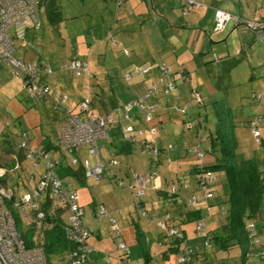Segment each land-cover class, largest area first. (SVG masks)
<instances>
[{"label": "crops", "instance_id": "0c3cea01", "mask_svg": "<svg viewBox=\"0 0 264 264\" xmlns=\"http://www.w3.org/2000/svg\"><path fill=\"white\" fill-rule=\"evenodd\" d=\"M103 1L107 17L101 19L102 27L99 31L102 34L108 33L110 36H113L115 33V37L121 47L123 56L128 57V59H126L128 61V66H133L131 71L135 76L132 79L135 83L133 84L131 82L130 87H127V91L116 93L121 101H117L115 98L116 96L112 95V101L106 103L105 99L103 100L102 92L99 90L97 92V102L102 107L100 114L98 111L96 112L94 110L95 108L92 104L87 107L86 112L80 114L81 118H87L90 114L104 116L111 111L116 117L115 120L117 121V125L112 126L111 132H109L106 139L99 140H107L105 150L107 149L108 155H102L101 150L98 147L99 141L96 143L98 156L104 165V169L109 168L108 163L111 158L117 160V156H123L126 158L132 157L133 147L140 150L141 155L148 156L149 154L141 150L139 147L141 143H145V141L155 145L160 150V154L157 159H153L150 156L153 160H149L148 168H146L145 164L141 163L138 168L135 167L129 170V167H127V172H124L118 162L116 166L110 167L112 173L118 179L124 181L123 178H126L129 182V176L134 171L151 175V177H153L151 173H156L157 176H154L147 185L144 197V200L146 201L147 198L150 203L149 205L146 204L147 210H150L149 212L152 213L151 215L158 216L160 214L155 210L156 207H162L165 211L167 205L173 206V209L176 210L178 214L175 224L185 236L186 245L189 246V243L198 240L201 241L198 245L204 249L203 251H200L199 248L194 250L191 247L195 255L193 264H242L240 262V254L246 250L245 248L242 249L243 244L240 245L241 252L237 254V261H235L234 257H228L225 263H219L218 260H222L218 259V255L221 251H217L212 246L204 247L202 239L195 238L194 236V222H189V217L186 216V213H183L186 208L183 207L182 199L180 200V197L188 202L187 199H189L190 195H199V190L197 189L198 185L195 181L196 176L191 171L193 165L197 164V161L192 157L193 155L186 152L185 149L198 145L208 148L210 143L209 138L207 137L214 138L217 136L218 140L216 143L219 145L217 150H212L211 152L205 150V153L217 156L214 159L213 157L205 158L206 154L204 153L202 161L204 165L209 166L216 162L217 158H219V160L220 158H225L229 164L236 167L243 166L245 162L250 160H254L256 166H258V159L256 156H254V158H249L247 156L242 160H238L235 156V151L237 149L235 146L239 145L237 137L235 139V136H233L232 140L230 139L231 141H225L223 138L224 136L219 132L221 131L219 126L216 129V135L212 132H207L208 134L205 138L200 136L198 139L199 142L191 147L186 143L182 145L178 144L176 140L173 143L170 139L180 131V128L191 129V127L193 128L194 126L192 121L197 122L201 119L198 109L187 111L186 115H181L182 117L180 118L178 117V114H180L178 109L183 108V103H185V99L181 95L184 92V85L188 84L190 92L196 90L200 95L203 92V95L208 97L209 100L215 95V90H221L219 85H215L216 88L214 89L210 83V79H214L216 80L214 83H218L217 76L214 72H216L219 77V73H221L222 77L220 78V81L223 79L227 80L229 87L238 85L241 80L249 83H259L264 87V0H194L200 4V7H195L186 15L183 14L184 4L182 0ZM113 4H115L114 7ZM216 10L230 14L240 23L235 24L233 20H230L225 23L221 30H214V12ZM25 34L24 31L22 37L18 39L22 42L21 47L23 48L29 44L25 41ZM99 39L101 38H97L96 42L91 45L86 44V47H88L87 49L93 51V44H99ZM100 48V46H97V50ZM83 49L87 50L84 47ZM77 57L78 56L76 55L75 57L70 58V60L78 59ZM135 67L146 69L147 71L142 74H137L134 71ZM215 67H218L219 69L215 70ZM161 68H166L168 70V75L174 76L175 81L181 79L179 81L183 83V85H180L177 92L174 94L173 92L175 91V88L169 94H163L158 83L155 87L159 92L145 99V101L147 99H152V103L148 102L147 104L145 102L146 105L152 109V119L149 122L143 121V110H137L128 112L127 115L130 120L126 121L122 106L143 98L146 92L154 86L153 82L155 77L158 82V75ZM208 68H212V74L208 72ZM91 73L90 70L89 74L85 73L86 75L84 74V78L82 77L81 85L76 84V87L72 84L71 89H69L68 84L63 78L54 77L53 81H55L57 85L55 88L57 90L51 91L55 93L58 104L50 99L41 103H51L54 109H63L65 111L61 124L65 121L69 113L77 114L78 111L72 110L81 98H87V96H83L81 93L84 92V88L87 87V77L90 76ZM142 77L143 79H141ZM45 78L46 77H40V80H43L42 82L47 84L48 79ZM124 79L125 81L130 82L131 76L126 73L124 74ZM96 86L99 87L98 84H96ZM199 88L201 89V93L198 90ZM256 95H261L259 100L255 98ZM256 95H252L250 98L251 103L253 104L259 103L264 96V91ZM28 97L31 99L34 98L29 95ZM243 100L244 97H240L239 103L246 105V102ZM235 101H237V97L234 96V98H231L230 102L231 104H234ZM203 104L197 106V108L202 107ZM236 111L235 108L227 111L230 116L228 121L231 124L234 123L235 117L233 114L236 113ZM203 119H206L205 122L207 121L208 118L206 114H204ZM248 119L251 118L249 117ZM197 124L204 131L205 129L207 130L208 124L207 126H202V123L200 122H197ZM127 127L131 128V131L127 132L128 141H126L121 134V129ZM227 128L228 126L222 127V129ZM152 130H154V134H150V131ZM196 135L198 136V133H196ZM47 143L46 147L49 150L52 148V144H50L49 141ZM254 144L258 143L255 142ZM54 146L53 151L56 154L59 153L60 157L66 158L62 156V151L59 146V134L57 136V143ZM20 152L21 155L19 157L24 159L23 151ZM75 156L77 157L78 163L72 165V170L66 167L63 169L61 158L54 156L56 159H60L58 167L61 166L60 169H56V172L61 180L64 176H73L80 185H84L89 178L85 177L82 173V160L85 159L90 166H94L97 164L98 158L89 152L88 146L79 148L75 153ZM15 158L17 159V157ZM169 158L171 159L170 164L167 163ZM204 158L207 162H205ZM17 162H19V159H17ZM157 168L160 169L159 173L156 170ZM212 173L214 178L213 182L210 183L209 188L213 192V198L210 201L212 211L207 215L209 219H204L202 216L203 212L206 213L202 206L197 208L200 212L204 227L206 228L205 230L209 232L216 230L224 223V215H222L220 211L227 206L225 204V175L223 172L219 171H214ZM216 173L219 174V177H222L221 180H223L222 186L219 190L217 189V193L216 186L219 184L217 183V178L215 176ZM67 183L70 184L69 182ZM170 186L177 187L176 194L179 196L176 197L175 203H165L161 200L163 197L160 192L165 191V189ZM121 187L124 186L121 185ZM72 189L75 190L73 187ZM127 190L130 192L129 189ZM75 192L77 191L75 190ZM216 194H220L221 196L216 198ZM78 197V206L80 208L82 207L81 209L84 215L83 205L85 204L86 199L79 194ZM39 203L42 206L44 203L43 199L40 200ZM52 203L54 204L55 202ZM52 203L51 206H49L51 211L54 210ZM56 204L63 207L60 203ZM134 210L133 207V211ZM181 210L183 211L181 212ZM65 212L67 214V211L64 210L61 213V217ZM212 212H214V214ZM134 213L136 215L135 220L129 215L128 217L123 218L125 215L121 212L120 214L117 212L119 215L118 218L120 219L119 223L121 224L120 226L117 222L120 238L125 244V240L129 243V245L126 244L129 249L128 260L126 261L125 258H127V256H122L121 252L116 247L117 241L112 234L111 225L107 218L109 224L108 228L110 230V232L107 233L108 239L103 238L102 231L98 228L94 229L92 223L91 225H84L82 222V224L89 230L90 236L88 238V243L93 249L90 255V264H131L132 262H135V264H176V256L167 252V249L170 247L167 244L168 240L166 241L162 238L159 230L158 234L155 233L154 227L157 228L155 223L142 221L138 218L135 211ZM253 221L256 222L257 226L258 222H260V226H264V208L261 211H258L253 219H245L246 224ZM124 231H130L128 239L126 236L122 235ZM263 233L264 232L261 229L260 235ZM131 235H133V238H131ZM40 238L44 239V237ZM36 241V239H33V242ZM113 241L114 245L112 243ZM262 241L264 243V240ZM181 249L182 245L180 247V250ZM245 259V263L260 264L256 257L246 256Z\"/></svg>", "mask_w": 264, "mask_h": 264}, {"label": "rangeland", "instance_id": "374dc122", "mask_svg": "<svg viewBox=\"0 0 264 264\" xmlns=\"http://www.w3.org/2000/svg\"><path fill=\"white\" fill-rule=\"evenodd\" d=\"M52 3L59 14V19L51 23L45 11L37 8L36 19L38 21V28H34L33 26L26 28L25 41L29 43L26 47H21L22 42L15 37L16 33L14 27L8 28L7 33L13 38L15 47L13 56L27 62L42 61L46 66L50 67L52 75L46 78L48 79L47 85L50 88V93H53L51 90H57L55 89L57 85L55 81H53L54 77L63 78L68 84L69 89H71L72 84L76 87V84L81 85V81L84 77L75 79L73 74L66 69V65L70 58L77 55L78 59L88 63L89 70L92 72L90 76H86L88 81V83L85 81L87 87L84 88V92H82L81 95L87 96V98L91 100L92 106L95 108L94 110L96 112L98 111L100 114L102 107L97 102L98 96L94 94H97L100 90L103 100L105 99L106 103L112 101V95L116 96L115 98L117 101H121L116 93L127 91V87H130L131 82L133 84L135 83V81L132 80L135 77L131 71L133 66H128V61L126 60L128 57L123 56L115 33L113 36H110L108 33L102 34L99 31L102 27L101 19L107 17L103 0H52ZM114 5L115 4H113V7ZM97 38H101L99 39L100 43L93 44V51L88 50L86 44L91 45L96 42ZM97 46L101 48L97 50ZM83 47L87 50H84ZM216 69L218 70L219 68L215 67V70ZM208 72L212 74V68H208ZM126 73L131 76L130 82L124 79V74ZM214 74L217 76L218 83H214L216 81L214 79H210V83L214 89L216 88L215 85H219L221 90H215V95L209 100L208 97L203 95V92L201 93V89L199 88L198 90L204 102L203 106L197 108V106L193 105L187 110L193 111L198 109L201 119L197 122L202 123V126H207L208 124L207 130L205 129L204 131L198 126L196 121H192V123H194L193 128H180V131L176 133L170 141L174 143L176 140L178 144L182 145L186 143L191 147L199 142L198 139L200 136L205 138L208 134L207 132H212L216 135V129L219 126L221 130L219 132L224 136L223 138L225 141L229 142L232 140L233 136H235V139L237 137L239 145L235 146V148H237L235 151L236 158L242 160L247 156L249 158H254V156H256L259 161L258 169L262 170L263 148L259 144H254L255 141L252 139L249 129L247 128V120H249V117L252 118L257 115L262 116L264 119V96L259 103L256 104L251 103L250 100L252 95L263 92L264 87L259 83H249L244 80H241L239 84L234 87H229L227 80L223 79L220 81L222 77L221 73H219L220 77L216 72H214ZM141 79H143V77ZM179 80L181 79L175 81V91L173 94L177 92L180 85H183ZM19 81V77L14 74L11 67L0 64V134H6L4 140L0 139V150H2L0 153V163L8 170L2 183L13 191L14 204L19 201V196L21 194L32 192L37 180L42 176L45 166V160L43 159L37 161L36 159L31 160L27 158L26 151H23L25 158L20 160L19 156L21 155V150L19 148V142L25 140V138H30L31 140H29L28 143L32 148L36 149L38 155L41 156L46 152L50 154V159H56L54 156L60 157L59 153L56 154L53 151V147H55L54 145L57 143V136L65 112L63 109H54L51 103L43 104L37 98H29L22 89L21 81ZM158 83L155 77L153 82L154 87L157 86ZM96 84H98L99 87H97ZM183 90L184 92L181 94L185 99L183 105L193 104L188 84L184 85ZM234 96L237 97V101L231 104L230 100L234 98ZM240 97H244L243 101L246 102V105L239 103ZM151 100L152 99H147L145 102L148 104ZM232 108H235L237 111L233 114L235 118L234 123L231 124L228 121L230 116L227 111L232 110ZM204 114H206L208 118L206 122V119H203ZM178 117H182L181 114H178ZM262 124L261 138L264 142V123ZM225 126H228V128L222 129V127ZM196 133H198V136ZM44 140L46 142L42 143ZM48 141L52 144V148L49 150L45 147ZM106 142L107 140L98 142V147L102 155H108L107 149L105 150ZM132 150V157L126 158L117 156V161L122 170L127 172V167H129V170L135 167L138 168L141 163L145 164L146 168H148V163L153 160L150 155H141L140 150L135 147H133ZM6 152H8L7 155ZM205 154V158L213 157L214 159L217 156L211 155L210 153ZM15 157L19 159V162H17ZM60 158L62 168L64 169L66 167L72 170L70 160L67 157ZM205 158L204 160L207 162ZM57 160L60 161L59 158H57ZM60 167L61 166L56 169H60ZM156 170L159 173L160 169L157 168ZM215 176L219 184L216 186L217 193V189L219 190L222 186L223 180H221L222 177H219V174L216 173ZM123 180L125 185L129 184V180L126 178H123ZM61 182L63 184L69 182L71 187L77 191V194L85 197L86 201L83 205L84 215H82L81 220L84 225H91L92 223L94 229H100L103 233V238L108 239L107 233L110 232V230L108 228L109 224L107 219L98 218L99 206L102 205L108 213L115 217L118 223L120 222L118 218L119 215L117 214L118 211L125 215L123 218L129 215L135 220L136 215L133 211L132 195L127 190L128 188L118 186L114 182L97 183L91 178L87 180L86 184L80 185L73 176H64ZM216 195V198L221 196L220 194ZM182 201L184 204L186 203L183 198ZM146 202L148 205L150 204L147 198ZM13 203L6 201L5 207L11 212L17 230L22 233V237L26 244L32 245L33 239H36L43 245L44 241L40 240L41 231H35L29 227L33 226L31 224L32 218L25 219L23 214L13 206ZM263 205L264 195L261 199L259 211L264 208ZM214 212L212 213L214 214ZM206 213L203 212L202 216L204 219H209ZM62 219L64 223H67L68 215L66 212L62 215ZM29 223L31 225H29ZM154 228L155 233L158 234L159 229L156 227ZM258 229H262L264 232V227L260 226V222H258ZM122 235L126 236L128 239L130 231H124ZM131 238H133V235H131ZM259 238L260 240H264V233L262 235L259 233ZM37 241L36 243H38ZM125 242L129 245L126 240ZM112 243L114 245V241ZM199 243H201V241L197 240L188 245L194 250L199 248L200 251H203L204 249L198 245ZM244 244H246V242ZM244 244L242 245V249L245 248ZM210 246L213 245L210 244ZM182 248H185L184 244ZM239 252H241L240 246H235L228 251H221L218 255V259L222 260L218 261L219 263H225L228 257H234L235 261H237V254ZM47 257L50 264H62L66 260V253L65 251H57L54 254H49ZM131 264H135V262Z\"/></svg>", "mask_w": 264, "mask_h": 264}, {"label": "built area", "instance_id": "2783aa9c", "mask_svg": "<svg viewBox=\"0 0 264 264\" xmlns=\"http://www.w3.org/2000/svg\"><path fill=\"white\" fill-rule=\"evenodd\" d=\"M182 1L184 4V15L191 12L195 7H200V4L194 0ZM40 3L41 0H0V64L12 68L14 74L20 78L22 89L29 96L46 102L48 96H51L49 89L40 87L36 78L41 69L47 74L52 73L51 69L43 62L28 63L20 58L14 57L15 47L13 38L7 33L9 27H14L16 37L19 39L27 27L33 26L34 28H38L36 9L39 8ZM230 20H233L235 24L240 23L230 14L216 10L214 12V30H221L225 23ZM66 69L73 74L74 78H80L85 72H88L87 63L78 59L69 60ZM134 71L137 74H142L147 70L135 67ZM158 82L162 93L168 94L173 89L174 77L168 75L166 68H161L158 75ZM158 92L159 90L152 86L143 98L123 105L122 109L125 120L128 121L127 113L136 108L143 110L144 120L149 122L152 119V109L146 105L145 99ZM191 96L195 104L201 105L202 100L198 92L193 91ZM52 98L55 100L56 96L53 95ZM255 98L259 100L260 95H256ZM87 107L88 100L85 99L80 104L79 113L86 112ZM188 107L190 105H186V108ZM180 112L183 113L184 111L180 110ZM115 122L113 115L99 117L90 114L87 118H81L78 114H71L60 126L59 146L62 151V156L67 157L71 165H76L78 161L72 154L74 155L75 151L82 146H88L89 152L98 158L97 164L94 166H90L85 159L81 162L84 175L90 177L94 182L105 181L107 176H109L103 172L104 165L98 156L96 143L108 137V126ZM260 124L261 119L259 117H256L249 123L251 137L255 141H259L260 139ZM128 131H131L130 127L121 129V134L126 141H128ZM153 132L152 130L151 133ZM29 140L31 139L25 138V140L20 141L19 148L21 151H26L27 158L31 160H45L44 172L32 189V192L21 194L19 201L15 204L13 203V191L2 183V180L7 175V169L4 165L0 164V264H47L41 242L39 243L37 241L38 243L33 242L32 245H27L22 237V233L17 230L11 212L5 207L6 201L12 202L13 206L23 214L25 219L32 218L31 224L33 226L29 227L35 231L40 230V237H44L45 231L50 230L54 225L53 222L49 223L46 221L45 213L39 203L45 196L49 200L51 199V202L63 205V208L67 211L68 219L67 223H65L63 235L70 246L63 264H90V255L93 250L87 244L89 231L81 223L83 213L76 203L78 196L70 187L63 185L60 181L56 172L59 160L50 159V154L48 153H43L41 156L38 155L36 149L29 145ZM142 144H144V148L153 156L157 155L155 148L150 149L144 142ZM192 151L199 159L202 158V150L196 148L192 149ZM115 164V161H109L108 163L109 166ZM206 177L208 180L211 179L209 173H206ZM132 180L133 182L128 186V189L132 192L133 196H143L148 180L141 173H134ZM203 197L209 198L210 194L206 193ZM191 200L194 202L195 198L192 197ZM53 208H60V206L56 204ZM51 213H54V210ZM106 215V211L101 207L98 216L103 217ZM109 222L114 236L116 238L119 237V230L115 219L111 217L109 218ZM31 224L29 223V225ZM160 227L164 229L162 223ZM248 228L253 236V226H249ZM196 230H201L200 224L196 225ZM165 236L166 238L170 236L179 237L175 230H166ZM40 240L44 239L40 238ZM117 247L118 250L128 253L125 244L120 240L117 242ZM182 262H185V258L183 257L177 260V263Z\"/></svg>", "mask_w": 264, "mask_h": 264}, {"label": "trees", "instance_id": "16d2710c", "mask_svg": "<svg viewBox=\"0 0 264 264\" xmlns=\"http://www.w3.org/2000/svg\"><path fill=\"white\" fill-rule=\"evenodd\" d=\"M39 8L43 9L45 11L46 16L51 21V23L53 21L59 19V14L55 9V7L52 3V0H42L40 5H39ZM40 62H28V63H40ZM85 63H87V62H85ZM87 67H88V65H87ZM85 73L89 74V69H88V72H85ZM50 74L52 75V73H50ZM84 74L80 78L84 77ZM47 76H49V74H47L46 72H44L43 69H41L40 72L38 73L36 81L40 87H46L49 89V92H50L49 86L47 84H44V82H42L43 80L39 79L40 77H47ZM172 77H174V76H172ZM75 79H77V78H75ZM174 84H175V77H174L173 89L175 88ZM173 89L170 92H172ZM193 91H196V90H192L190 93V97H191L192 101H193V98L191 95H192ZM50 95L51 96L50 97L48 96L47 99L53 100L54 102L57 103V101H56L57 99L54 100L52 98L53 95L56 96L55 93L54 92L50 93ZM94 95L97 96L98 94H94ZM260 97H261V95H260ZM85 99L88 100V107H89L90 104H92L91 100L84 97L78 101V103L76 104V106L72 110V111H75V110L78 111L77 114L79 116L81 114V113H79L80 104ZM38 100L40 102H42V100H40V99H38ZM201 100H202V96H201ZM202 104H203V101H202L201 105ZM187 105H190V107L186 108V105H184L183 108L178 109V112L183 116L186 115L187 110L189 108H191L193 105L201 106V105L195 104L194 101H193V104H187ZM137 110L138 109L134 108L131 111H137ZM180 110H183L184 112L182 113V112H180ZM139 111H141V110H139ZM112 113L113 112L110 111V112L106 113L104 116H99V117H105L108 115H113ZM71 114H74V113H69L67 115L66 119ZM113 116L115 117V115H113ZM127 117H128V121H129L130 118L128 115H127ZM256 117H259L261 119V124L259 127L260 128V139H259V141H255L253 138L252 139L263 148V159H262L263 169L262 170L258 169L259 165L256 166V163L254 162V160L253 161H251V160L247 161V162H245V164L243 166L236 167V166L229 164L225 158H222V159L220 158V160H219V158H217L216 162H214L212 165H209V166L204 165V163L202 161H203V156H204L205 150H208L209 152H211L212 150L216 151L217 147L219 146L218 143H216L218 140L217 136L214 138L213 137H207V138H209V143H210L208 148L201 147L200 145H198V146H194L192 148H186L185 149V151L192 154L193 157L195 156L194 158L197 161V164L193 165V169H191V171L196 176L195 181H196V184L198 185L197 189L199 190V195H197V194L190 195L189 199H187L188 202H186L185 204L182 201L183 207L186 208L183 213H186V216L189 217V219H190L189 222H194L193 223V230H194V234H195L194 236H195V238L202 239L204 247H208V246H210V244H212L213 245L212 247L215 248L217 251H228L229 249H231L235 246H240L241 244H244L246 242V244H244L246 250L242 254H240V262L242 264H250L247 262L245 263V260H246L245 257L246 256L247 257H249V256L256 257V259H258L257 261H259L260 264H264V243L259 238V233L261 230L258 229V226H257L255 221H253L249 224L245 223L246 218L253 219L254 215L256 213H258L259 208H260V204H261V199L264 195V142L261 138V128H262V123H263L262 116H260V115L253 116L251 119H249L247 125H248V129L250 132L249 123L252 120H254ZM142 120L145 121L144 117H142ZM116 122L114 124H111L108 126V134H109V132H111L112 126L117 125ZM145 122H147V121H145ZM2 134L0 136V139L4 140L6 138V134H4V133H2ZM150 134H154V132L151 133V131H150ZM127 138H128V136H127ZM45 142L46 141L44 140L42 143H45ZM145 143L148 147H150V149L155 148L157 150V155L153 156L151 153H149L148 150L144 148V144H142V143L139 146L140 149L143 150L144 152H147L153 159H157L159 157L160 150L155 145H152L149 142L145 141ZM196 148H199L203 152V156L201 159H199L196 156V154L192 151V149H196ZM46 149H47V147H46ZM77 150L75 151V153L77 152ZM1 151L2 150H0V152ZM7 154H8V152H6V155ZM72 156L75 159H77L75 154L74 155L72 154ZM19 159H22V157H19ZM110 161L116 162L115 165H111L112 167L116 166L118 164V161L114 158H111ZM77 163H78V161H77ZM167 163L168 164L171 163L170 158L167 160ZM111 166L108 165L109 168H106V169L103 168L104 174L109 175V176H107L105 181H99V182H114L117 185L121 184L122 186L128 188V186H130L133 182L132 175L134 173H141V172H136V171L132 172L131 175L129 176L130 177L129 184L125 185L121 179H118L112 173V171L110 169ZM81 168H82V173L84 174L83 167L81 166ZM214 171L223 172L225 175V179H226V194H225L226 201H225V204L227 206L225 209H222L220 211L221 214L224 215V223L220 227H218L216 230L209 232V231L205 230L206 228L204 227V224L201 220L200 212H199V210H197V208L202 206V208L205 209L207 214H210L212 211V206L210 205V201L213 198V192L210 190L209 185H210V183L213 182L214 177H213L212 172H214ZM206 173L210 174V176H211L210 180H208V178L206 177ZM141 174L148 180V183L146 184L145 189H144V194H143V196H140V197H136V196H133V194H131L133 207L135 209L134 211L136 212L138 218L142 221H150L152 223H155V225L157 226V228L160 231V235L162 236V238L165 239L166 241L168 240L167 244L170 247L167 249V252L169 254H173L176 256V260H175L176 264H193V261L195 258L194 252L189 246L186 245L185 236L180 231L179 227L175 224L176 217L178 216V214H177L176 210L173 209V206L167 205V209L165 211L162 207L161 208L156 207L155 210H157L158 213L160 214L158 216L151 215L152 213L149 212L150 210H147V206H146L147 203L144 200V197L146 194L147 185L150 183V181L152 180V178L154 176H157L156 173H151L153 177H151V175H146L143 173H141ZM87 178H90V177H87ZM60 181H61V179H60ZM99 182H97V183H99ZM63 185L70 187V189L75 192V190L72 189L70 184L67 183V184H63ZM203 186H204V188H203ZM176 188H177L176 186H170V187L166 188L165 191L160 192V194L163 197V198H161V200L165 203L166 202L167 203L168 202L169 203H175L176 197L179 196L178 194H176L177 193ZM206 193L210 194L209 198L203 197L204 194H206ZM77 196H78V194H77ZM192 197L195 198L194 202H192V200H191ZM78 199H79V197L77 198V201H76L77 205H78ZM181 199L182 198L180 197V200ZM43 201H44V203L42 204L41 207L45 213L46 221L49 223L50 222L54 223L53 227L50 230L45 231L44 243L42 245L47 264H50L48 257H47V256H49V254H54L57 251H61V252L66 251V256H67V252H68L70 245L68 244V242L66 241V239L64 238V235H63L65 223L61 217V213L65 209L63 207L54 208V213H51V208L49 206H51L52 202L47 198V196L44 197ZM52 205L55 206L56 203H54V204L52 203ZM101 207L104 209L103 206H99L98 212H99V209ZM81 211H82V209H81ZM182 211L183 210H181V212ZM82 213H83V211H82ZM106 213H107V215L103 216V218H107L109 220V218L113 217L115 219V217L113 215H111L110 213H108L107 211H106ZM118 213L120 214V211H118ZM98 217H100V216H98ZM191 217H192V219H191ZM81 218H82V216H81ZM115 221H116V219H115ZM81 223H82V220H81ZM116 223H117V221H116ZM161 223L164 225V229H161V227H160ZM197 224L201 225V230H199V231L196 230ZM249 226H253V232H254L253 236H252V232H250V230L248 228ZM117 227H118V225H117ZM85 228L87 229V227H85ZM118 230H119V227H118ZM166 230H175L178 233L179 237L170 236L169 238H166V236H165ZM112 234H113V232H112ZM113 236H114V234H113ZM88 238H87V244H89ZM114 238L116 239L117 242H118V240L123 242L120 238V233H119V237L116 238L114 236ZM183 244L185 245V248H182L180 250V247H181V245L183 246ZM116 245H117V243H116ZM125 246H126V244H125ZM126 248L128 250V253H125V252H122L119 250L121 252L122 256H125V255L127 256V258H125V261L128 260V254H129V249L127 246H126ZM117 249H118V247H117ZM181 257L185 258V262L177 263V260ZM251 264H253V263H251Z\"/></svg>", "mask_w": 264, "mask_h": 264}, {"label": "bare ground", "instance_id": "6f19581e", "mask_svg": "<svg viewBox=\"0 0 264 264\" xmlns=\"http://www.w3.org/2000/svg\"><path fill=\"white\" fill-rule=\"evenodd\" d=\"M42 1V0H41ZM44 6V5H43ZM37 17V16H36ZM38 22V21H37ZM16 37V36H15ZM20 39V38H19ZM17 50V49H16ZM22 60V59H21ZM49 75H51V74H49ZM40 79V78H39ZM20 82V81H19ZM43 102V101H42ZM4 125V124H3ZM3 135V134H2Z\"/></svg>", "mask_w": 264, "mask_h": 264}]
</instances>
